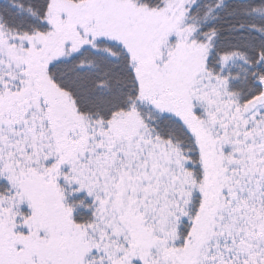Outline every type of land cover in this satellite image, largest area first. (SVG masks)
<instances>
[{
	"label": "snow or ice",
	"instance_id": "snow-or-ice-1",
	"mask_svg": "<svg viewBox=\"0 0 264 264\" xmlns=\"http://www.w3.org/2000/svg\"><path fill=\"white\" fill-rule=\"evenodd\" d=\"M0 264H264V0H0Z\"/></svg>",
	"mask_w": 264,
	"mask_h": 264
}]
</instances>
